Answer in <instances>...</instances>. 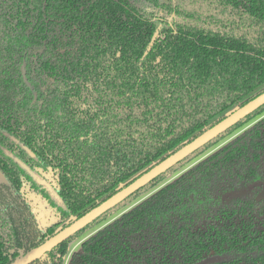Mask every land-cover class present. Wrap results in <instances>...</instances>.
Masks as SVG:
<instances>
[{"label":"trees","instance_id":"16d2710c","mask_svg":"<svg viewBox=\"0 0 264 264\" xmlns=\"http://www.w3.org/2000/svg\"><path fill=\"white\" fill-rule=\"evenodd\" d=\"M263 92L264 0H0V264ZM251 120L67 264H264V105L31 264H65Z\"/></svg>","mask_w":264,"mask_h":264},{"label":"water","instance_id":"95a60500","mask_svg":"<svg viewBox=\"0 0 264 264\" xmlns=\"http://www.w3.org/2000/svg\"><path fill=\"white\" fill-rule=\"evenodd\" d=\"M161 26H158L157 30L153 34L146 51L144 53V57L149 53L151 50L157 36L158 31L160 30ZM264 105V92L243 105L242 107L234 110L229 115H227L223 120L215 124L213 127L202 133L200 136L195 138L189 144L182 147L180 150L151 168L149 171L138 177L128 186L121 189L119 192L108 198L106 201L98 205L97 207L93 208L91 211L86 213L84 216L76 220L70 226L66 227L65 229L61 230L44 243L31 249L30 251L26 252L24 255L16 259L10 264H31L32 262L40 259L44 254L50 252L53 248L64 242L70 236L76 234L78 231L82 230L89 224H91L94 220L99 218L101 215L106 213L108 210L114 208L122 201L127 199L129 196L134 194L139 189L143 188L155 178L160 176L161 174L165 173L176 164L187 158L189 155L194 153L199 148L206 145L208 142L213 140L214 138L218 137L223 132L227 131L229 128L237 124L240 120L244 119L246 116L253 113L259 107ZM26 170L27 168L22 165ZM29 173L36 179L37 177L29 171ZM7 179L5 178L4 174L0 171V185L7 184ZM43 183V182H42ZM264 197V193L261 195ZM260 198V197H259Z\"/></svg>","mask_w":264,"mask_h":264},{"label":"rangeland","instance_id":"374dc122","mask_svg":"<svg viewBox=\"0 0 264 264\" xmlns=\"http://www.w3.org/2000/svg\"><path fill=\"white\" fill-rule=\"evenodd\" d=\"M252 122H253V120L249 121L247 124H245L244 126L240 127L236 131L232 132L227 137H224L221 141H219L217 144H215L211 148L207 149L201 155H199L198 157L192 159L190 162H188L187 164L183 165L182 167H179L176 171L170 173L161 182H159L155 187H153L149 191L145 192L138 199H136V200L128 203L127 206H125V207L121 208L120 210H118L117 212L113 213L109 218H107V220H105L102 223L97 224L91 230H87V231H85V233H83L79 237H76L75 239H73V241L71 243H69V252H68V255L65 258V263H67L69 261V259L71 258V256L73 254H75L79 250L81 241L83 239H85L86 237H88L92 232H94L95 230L99 229L101 226L107 224L112 219L120 216L121 213L129 210L132 206H134L135 204L139 203L145 197L150 196L152 193H154L155 191H157L160 187H162V186L170 183L171 181H173L174 179H176L177 177H179L191 165H193L194 163L198 162L199 160L205 158L210 153H212L215 150H217L221 145H223L224 143H226L227 141H229L230 139H232L234 136H236L237 134H239L244 128H246ZM240 193H242V192H240ZM28 195H29V193H28ZM236 195L237 194H233L231 196H236ZM25 197L30 201L31 207H32L34 213L36 214L37 220L40 223V226L41 227L42 226L44 227L45 225H47V224H49L50 222L53 221V219H51V211H50V208L46 207L47 202L39 201L36 196H25Z\"/></svg>","mask_w":264,"mask_h":264},{"label":"flooded vegetation","instance_id":"af4514ba","mask_svg":"<svg viewBox=\"0 0 264 264\" xmlns=\"http://www.w3.org/2000/svg\"><path fill=\"white\" fill-rule=\"evenodd\" d=\"M248 126H249V125H248ZM248 126H247V127H248ZM244 129H245V128H244ZM30 172H31V171H30ZM31 173H32V172H31ZM33 174H34V173H33ZM34 175H35V174H34ZM31 176H32V175H31ZM35 176L37 177L38 180H36L33 176H32V177H33L36 181H39L41 184L45 185L49 191H52L51 186H50L45 180H40L39 177H38L37 175H35ZM42 182H43V183H42ZM51 193H52V195H54V196L56 197L55 193H53V192H51ZM263 193H264V192H263ZM263 193H262V194H263ZM262 194H261V195H262ZM261 195H260L259 197H261ZM125 212H126V211H125ZM123 213H124V212H123ZM121 214H122V213H121ZM83 216H84V215H83ZM118 217H119V216H118ZM80 218H81V217H80ZM114 219H115V218H114ZM77 220H78V219H77ZM112 220H113V219H112ZM112 220H111V221H112ZM74 222H75V221H74ZM74 222H73V223H74ZM108 223H109V222H108ZM70 225H71V224H70ZM70 225H69V226H70ZM105 225H106V224H105ZM105 225H103V226H105ZM45 226H46V225H45ZM103 226H101L100 228H102ZM67 227H68V226H67ZM86 227H87V226H86ZM86 227H85V228H86ZM100 228H99V229H100ZM64 229H65V228H64ZM83 229H84V228H83ZM83 229H82V230H83ZM91 229H92V228L87 229V230H91ZM99 229H97V230H99ZM62 230H63V229H62ZM87 230H86V231H87ZM97 230H95L94 232H96ZM60 231H61V230H60ZM60 231H59V232H60ZM78 232H79V231H78ZM78 232H77V233H78ZM94 232H92L89 236H91ZM57 233H58V232H57ZM57 233H56V234H57ZM77 233H76V234H77ZM84 233H85V232H84ZM54 235H55V234H54ZM54 235H53V236H54ZM74 235H75V234H74ZM74 235H72V236H74ZM72 236H70L69 238H71ZM89 236H88V237H89ZM88 237H86V238H88ZM50 238H51V237H50ZM69 238H68V239H69ZM86 238H85V239H86ZM85 239H83V240L81 241V243H82ZM47 240H48V239H47ZM66 240H67V239H66ZM66 240H65V241H66ZM44 242H45V241H44ZM44 242H43V243H44ZM62 243H63V242H62ZM40 245H41V244H40ZM80 245H81V244H80ZM37 247H38V246H37ZM29 251H30V250H29ZM47 253H48V252H47ZM44 255H45V254H44ZM44 255H43V256H44ZM43 256H42V257H43ZM42 257H41V258H42ZM71 257H72V256H71ZM70 259H71V258H70ZM70 259H69V260H70ZM68 262H69V261H68ZM68 262H67V263H68ZM67 263H65V264H67Z\"/></svg>","mask_w":264,"mask_h":264}]
</instances>
